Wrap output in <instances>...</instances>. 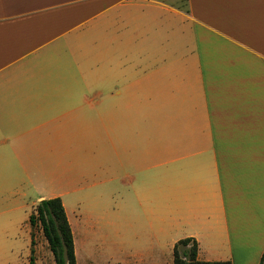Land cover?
<instances>
[{"label":"crops","instance_id":"1","mask_svg":"<svg viewBox=\"0 0 264 264\" xmlns=\"http://www.w3.org/2000/svg\"><path fill=\"white\" fill-rule=\"evenodd\" d=\"M56 197L76 264H258L264 0H0V264Z\"/></svg>","mask_w":264,"mask_h":264},{"label":"trees","instance_id":"2","mask_svg":"<svg viewBox=\"0 0 264 264\" xmlns=\"http://www.w3.org/2000/svg\"><path fill=\"white\" fill-rule=\"evenodd\" d=\"M28 223L32 228L37 225L41 227L53 254L54 264H76L73 236L60 198L41 200L36 205L34 213L29 216ZM29 264H34L32 256ZM173 264H230V262L198 260L196 241L193 238H184L174 245ZM258 264H264V250Z\"/></svg>","mask_w":264,"mask_h":264},{"label":"rangeland","instance_id":"3","mask_svg":"<svg viewBox=\"0 0 264 264\" xmlns=\"http://www.w3.org/2000/svg\"><path fill=\"white\" fill-rule=\"evenodd\" d=\"M39 203V202H38ZM26 219L25 216H19L17 220L18 228L15 231L14 228L11 230L12 242L14 244V251L11 257L10 264H29L30 257H33L34 264H54L53 254L49 249L47 240L45 239L41 227L39 225L35 227H30V237L26 231ZM31 240H33V244H31ZM191 245V243L189 244ZM31 250L33 252L31 253ZM84 253L79 250L78 254V264L84 263ZM98 256L95 255V261L93 264L97 263ZM110 264H113L112 262Z\"/></svg>","mask_w":264,"mask_h":264}]
</instances>
